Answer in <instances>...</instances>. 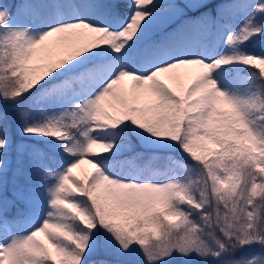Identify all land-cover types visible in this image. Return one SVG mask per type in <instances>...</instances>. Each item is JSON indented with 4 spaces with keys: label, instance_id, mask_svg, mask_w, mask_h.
I'll return each instance as SVG.
<instances>
[{
    "label": "snow or ice",
    "instance_id": "obj_1",
    "mask_svg": "<svg viewBox=\"0 0 264 264\" xmlns=\"http://www.w3.org/2000/svg\"><path fill=\"white\" fill-rule=\"evenodd\" d=\"M177 258L264 264V0H0V264Z\"/></svg>",
    "mask_w": 264,
    "mask_h": 264
},
{
    "label": "rangeland",
    "instance_id": "obj_2",
    "mask_svg": "<svg viewBox=\"0 0 264 264\" xmlns=\"http://www.w3.org/2000/svg\"><path fill=\"white\" fill-rule=\"evenodd\" d=\"M63 54H64L63 52H56V53L54 54V57H53V58H56L57 56H60V55H63ZM177 71L182 73V72L187 71V69H185V68L182 67V68L178 69ZM87 159H88V158H87ZM80 165H81V164H80ZM80 165H79L76 169L73 170L75 175H77V174L80 173V172H79V167H80ZM90 165H91V164H90ZM39 179H40L39 175H38V174H34V180L39 181ZM40 239L44 240V237L41 236ZM45 243H47L46 240H45ZM172 264H183V262H182L179 258H177V259L173 260Z\"/></svg>",
    "mask_w": 264,
    "mask_h": 264
},
{
    "label": "trees",
    "instance_id": "obj_3",
    "mask_svg": "<svg viewBox=\"0 0 264 264\" xmlns=\"http://www.w3.org/2000/svg\"><path fill=\"white\" fill-rule=\"evenodd\" d=\"M87 158L82 162V164H81V167H80V169H79V172H80V174L79 175H77V176H81V177H83V176H85V175H88V174H90L92 171H93V169H92V165H90L88 162H87Z\"/></svg>",
    "mask_w": 264,
    "mask_h": 264
}]
</instances>
